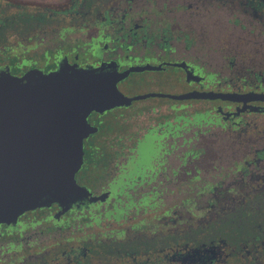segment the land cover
<instances>
[{"label": "flooded vegetation", "instance_id": "af4514ba", "mask_svg": "<svg viewBox=\"0 0 264 264\" xmlns=\"http://www.w3.org/2000/svg\"><path fill=\"white\" fill-rule=\"evenodd\" d=\"M48 2L0 0V70L67 60L117 72L129 98L156 95L88 114L74 179L99 199L0 224V264H84L103 245L151 248L125 251L133 261L264 264V0Z\"/></svg>", "mask_w": 264, "mask_h": 264}, {"label": "water", "instance_id": "95a60500", "mask_svg": "<svg viewBox=\"0 0 264 264\" xmlns=\"http://www.w3.org/2000/svg\"><path fill=\"white\" fill-rule=\"evenodd\" d=\"M117 75L67 60L49 72L31 68L15 76L0 70V224L51 203L82 209L99 199L87 198L88 191L74 179L82 139L97 130L88 124V114L156 95L124 96ZM139 202L148 204L146 197Z\"/></svg>", "mask_w": 264, "mask_h": 264}, {"label": "trees", "instance_id": "16d2710c", "mask_svg": "<svg viewBox=\"0 0 264 264\" xmlns=\"http://www.w3.org/2000/svg\"><path fill=\"white\" fill-rule=\"evenodd\" d=\"M27 17L31 15L29 11L26 12ZM3 11L2 7H0V46L3 45L4 39L2 36V32L4 31V20H3ZM29 18L27 19V21ZM176 242V238H174ZM130 250L134 251L137 254H144V252L150 251V247H142L140 245L133 246H116V245H103L95 247L92 250V256L89 257V260L84 264H162L161 260H149V261H133L126 260L127 255L124 253L125 251ZM152 256V255H150ZM227 264H247L241 263L237 261L229 262Z\"/></svg>", "mask_w": 264, "mask_h": 264}, {"label": "rangeland", "instance_id": "374dc122", "mask_svg": "<svg viewBox=\"0 0 264 264\" xmlns=\"http://www.w3.org/2000/svg\"><path fill=\"white\" fill-rule=\"evenodd\" d=\"M34 1L35 0H27L28 3H32ZM46 2L49 3L48 0H43V3H44L43 9L53 7V6H51V4L47 5ZM147 90H155V91H160V92H164V93H171V92L173 93V92H175L176 88L174 85H172L171 83L168 82L164 85H161L160 87H158V86H151V87H149V86H138V87L133 88V90L130 92V94L143 93Z\"/></svg>", "mask_w": 264, "mask_h": 264}]
</instances>
